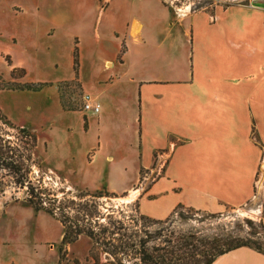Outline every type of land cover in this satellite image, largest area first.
<instances>
[{
    "label": "rangeland",
    "instance_id": "rangeland-1",
    "mask_svg": "<svg viewBox=\"0 0 264 264\" xmlns=\"http://www.w3.org/2000/svg\"><path fill=\"white\" fill-rule=\"evenodd\" d=\"M153 1L169 9L171 22H192L200 12L252 5L257 0ZM158 4L149 0H0V114L13 126L0 121V133L25 155L19 174L17 168L0 163V264H205L208 256L200 252L203 247L197 239L239 237L264 246L261 197L215 213L180 207L169 218L158 220L141 214L139 198L132 195L136 190L114 193L106 187L94 190L77 184L86 174L85 162L94 158L93 153L85 158V153L97 138L96 126L84 131L90 113L86 101L88 96L96 97L85 91L81 72L93 82L100 61L114 57L117 45L112 30L120 31L130 13L147 23L166 21V12ZM151 7L158 8V14L149 13ZM234 14V20H239L241 16ZM226 18L222 22L232 20V16ZM193 21L206 20L198 16ZM131 55L138 57L139 51L133 49ZM120 59L119 55L110 61L117 65ZM26 85L42 88L20 90ZM250 99L263 107L264 115V86L250 91ZM119 106L111 100L106 118L113 131L109 138L113 148L118 144L114 118ZM137 142L127 137L123 146L126 174L111 167L107 177L99 175L102 164L96 163L90 180L82 179V184L94 188L108 183V178H114L119 189L131 184L139 164ZM142 154L147 164L149 153ZM146 176V170H140L136 189L145 186ZM42 188L50 193L41 194L44 201L37 196ZM69 218L79 221L83 233L77 238ZM66 230L71 236L64 241ZM89 230L100 237L98 243L84 234ZM123 243L128 251L112 252ZM143 248L148 256L141 253Z\"/></svg>",
    "mask_w": 264,
    "mask_h": 264
},
{
    "label": "crops",
    "instance_id": "crops-1",
    "mask_svg": "<svg viewBox=\"0 0 264 264\" xmlns=\"http://www.w3.org/2000/svg\"><path fill=\"white\" fill-rule=\"evenodd\" d=\"M162 7L166 21L157 23L130 13L120 31L112 30L114 57L100 61L93 82L81 72L85 91L101 106L99 113L87 114L89 127L84 131L96 126L97 138L85 153V158L89 153L94 158L85 162L83 181L90 180L96 163L102 164L99 175L107 177L111 167L126 174L127 137L139 140L136 176L121 189L114 178L94 188L82 184V179L77 184L114 193L136 190L141 214L158 220L180 207L215 213L260 197L264 202L263 107L250 99V91L264 86V0L192 18L203 16V23L171 22L169 9ZM157 11L151 7L149 13ZM234 13L239 20H234ZM226 15L232 20L222 22ZM99 36L96 30L97 42ZM133 49L139 51L138 57L131 55ZM119 55V64L114 65L110 59ZM111 100L120 105L114 118L118 137L114 148L109 139L112 127L106 121ZM142 152L149 153L147 164ZM142 169L146 183L136 189ZM212 264H264V253L241 246Z\"/></svg>",
    "mask_w": 264,
    "mask_h": 264
},
{
    "label": "trees",
    "instance_id": "trees-1",
    "mask_svg": "<svg viewBox=\"0 0 264 264\" xmlns=\"http://www.w3.org/2000/svg\"><path fill=\"white\" fill-rule=\"evenodd\" d=\"M74 64L75 66L78 65V58L75 54V58H74ZM76 74L78 73L77 69H75ZM42 86H34V85H26L23 87H20V90H33V91H38L41 90ZM0 121L3 124L9 125L11 126V123L8 121V119L6 117H4L3 115L0 114ZM13 127V126H11ZM30 137L33 141V143H36V138L35 136L30 134ZM25 155L22 153V151L20 149H18L17 147H13L11 146V144L9 143L8 140L5 141L4 135L2 133H0V163L4 164L6 166H11L10 168H17V171L15 170L16 174H19L21 172L22 169V165L24 162V157ZM22 176H24V174H22ZM23 184V182H22ZM29 185H31V183H29ZM32 186V185H31ZM29 187V190L31 189V192H33V187ZM46 193V196L50 195V193L47 194V189H39V192H37V196L41 199V201H44L42 195ZM42 194V195H41ZM112 195L115 196V194L113 193ZM46 196H44L45 198H47ZM69 222L72 224V226H76L75 230H76V238L78 236H80L83 232L81 231L79 227V221L75 220L73 221L71 218L68 219ZM84 234H86L87 236H89L91 239H93L94 241H96L97 243L99 242V238H96V234L94 233L93 230H89L87 232H85ZM71 236V232L69 230H66V233L64 235V241H67ZM106 239H103L102 241L105 243ZM197 241L199 242L200 247H203V249L200 252H203L204 255H207L208 258L205 262V264H212L215 259L221 255L224 254L226 252H229L230 250L236 249L238 247L241 246H249L252 247L258 251H261L264 253V246L257 243V242H245L243 241V239L239 238V237H224L221 240H208V239H197ZM129 246L126 243H123L121 246L120 245H116L114 248V253H120V252H126L128 251ZM143 252L146 256H148V253L145 251V248H143ZM145 256V257H146ZM94 264H97L96 262Z\"/></svg>",
    "mask_w": 264,
    "mask_h": 264
},
{
    "label": "built area",
    "instance_id": "built-area-1",
    "mask_svg": "<svg viewBox=\"0 0 264 264\" xmlns=\"http://www.w3.org/2000/svg\"><path fill=\"white\" fill-rule=\"evenodd\" d=\"M85 107L88 112H92V113H99L101 108L100 104L96 102L94 99H91L89 96L86 101Z\"/></svg>",
    "mask_w": 264,
    "mask_h": 264
},
{
    "label": "bare ground",
    "instance_id": "bare-ground-1",
    "mask_svg": "<svg viewBox=\"0 0 264 264\" xmlns=\"http://www.w3.org/2000/svg\"><path fill=\"white\" fill-rule=\"evenodd\" d=\"M135 193H136V191H133V192H132V195H135Z\"/></svg>",
    "mask_w": 264,
    "mask_h": 264
}]
</instances>
